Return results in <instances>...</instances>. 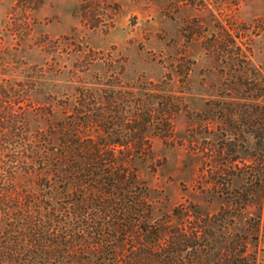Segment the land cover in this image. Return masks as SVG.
Here are the masks:
<instances>
[{
	"label": "rangeland",
	"instance_id": "obj_1",
	"mask_svg": "<svg viewBox=\"0 0 264 264\" xmlns=\"http://www.w3.org/2000/svg\"><path fill=\"white\" fill-rule=\"evenodd\" d=\"M27 68L38 80L72 88L105 94L112 87L129 99V115L136 98L143 99L138 90L150 92L152 101H144L155 127L143 142L151 153L140 174L150 201L170 217L173 235L211 233L197 239V264H203L201 245L204 264H231L241 255L231 225L223 240L216 222L204 219L237 200L248 228L261 210L260 192L251 203L246 197L247 161L256 156L257 162L260 151L250 149L242 132L250 116L254 129L264 130V0H0V82H25ZM11 94L8 110L19 115L27 106L23 90ZM64 110L55 106L58 115ZM172 242L158 253L189 254ZM141 244L123 255L141 262L148 256ZM239 258L264 264V240L245 241Z\"/></svg>",
	"mask_w": 264,
	"mask_h": 264
},
{
	"label": "trees",
	"instance_id": "obj_2",
	"mask_svg": "<svg viewBox=\"0 0 264 264\" xmlns=\"http://www.w3.org/2000/svg\"><path fill=\"white\" fill-rule=\"evenodd\" d=\"M26 72L25 82H0V264H197V239L213 238L211 233L168 232L170 217L150 201L151 189L140 177L151 153L143 142L155 127L152 107L145 103L152 94L139 89L143 99L136 98L135 114L129 115V99L121 100L112 87L104 94L38 80L31 68ZM62 88L73 94L57 96ZM20 89L27 106L16 115L8 108L15 104L11 90ZM55 106L68 110L58 115ZM248 120L242 133L260 159L247 161L246 197L251 203L253 193L260 192L261 210L248 228L237 200L204 219L216 222L223 240L232 226L231 242L242 248L241 255L245 241L264 240V130L254 129L252 116ZM169 239L173 249L186 248L189 254L161 256ZM135 241L148 252L141 262L123 255ZM199 250L204 264L207 251L203 245ZM241 255H233L231 264H243Z\"/></svg>",
	"mask_w": 264,
	"mask_h": 264
}]
</instances>
